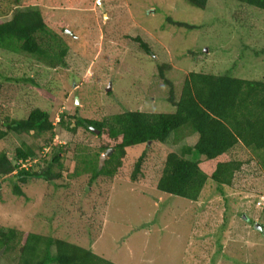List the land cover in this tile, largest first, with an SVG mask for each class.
<instances>
[{"label":"rangeland","instance_id":"374dc122","mask_svg":"<svg viewBox=\"0 0 264 264\" xmlns=\"http://www.w3.org/2000/svg\"><path fill=\"white\" fill-rule=\"evenodd\" d=\"M18 1L19 8L4 20L17 10L64 19L67 29L61 35L68 53L65 66L51 69L34 56L0 51V118L27 119L38 107L56 125L49 144L56 150L46 146L50 133L11 134L0 141V153L13 158L27 143L42 161L60 151L63 165L54 170L60 179L22 185L21 197L14 194L12 180L0 182V229L69 240L116 264H264V230L254 227H264V166L250 150H236L249 164L231 189L220 190L224 196L208 181L199 201L191 202L154 188L166 155L196 143L198 136L186 133L188 127L165 144L127 149L128 177L90 184L91 174L73 179L68 170L76 165L77 145L95 150L100 141L84 128L72 134L58 126L63 115L75 127L80 118L174 113L160 66H169L164 74L176 98L190 72L264 80V12L234 0H209L205 10L186 0H100L104 9L99 0ZM170 19L194 29L174 26ZM64 147L67 153L61 152ZM143 154V175L134 182L132 170ZM0 264H9L7 258Z\"/></svg>","mask_w":264,"mask_h":264},{"label":"trees","instance_id":"16d2710c","mask_svg":"<svg viewBox=\"0 0 264 264\" xmlns=\"http://www.w3.org/2000/svg\"><path fill=\"white\" fill-rule=\"evenodd\" d=\"M186 1L205 10L209 0ZM234 1L264 12V0ZM20 5L18 0H0V51L34 56L51 69L65 66L68 48L61 35L67 29L65 20L43 15L40 10H17L11 20L5 21L4 18ZM169 21L180 28L194 29L185 23ZM135 41L147 54L152 53L150 46L140 37ZM166 68L169 66H160V75L171 88L168 101L175 107L174 113L126 112L101 121L80 118L75 127L72 122H66L64 115L60 118L58 126L72 134L84 128L100 141L95 150L77 145L73 158L76 165L72 171L68 170L70 178L91 174L92 184L99 178L113 179L120 174L128 177L125 168L127 149L165 144L172 134L181 137L177 132L183 127L189 128L186 133L197 134V141L193 146H185L181 153L166 155L161 175L154 182V188L162 193L198 202L207 182L212 181L220 186L218 194L224 196L226 192L220 190L231 189L245 165L249 164L236 157L237 149L250 150L264 166V80L190 72L184 80L180 97L176 98L173 83L165 77ZM28 81L34 83L33 79ZM90 127L99 130L100 134ZM55 130L49 112L38 107L30 110L27 119L17 120L9 115L0 118V141H5L11 134L42 137L50 133L46 142L48 147L56 136ZM110 149L114 152L100 167L101 156ZM61 152L67 153V148ZM145 156L143 154L134 164L131 175L134 182L143 175ZM39 159L37 150L27 143L16 148L13 158L2 151L0 182L12 180L14 194L21 197L24 196L22 185L38 181L52 183L61 178V173L54 172L55 167L63 165L60 151L51 161ZM33 161L35 164L24 167ZM3 257L9 264H116L69 240L25 234L15 229H0V260Z\"/></svg>","mask_w":264,"mask_h":264},{"label":"water","instance_id":"95a60500","mask_svg":"<svg viewBox=\"0 0 264 264\" xmlns=\"http://www.w3.org/2000/svg\"><path fill=\"white\" fill-rule=\"evenodd\" d=\"M98 4H99V6L102 9H104L100 0L98 1ZM67 33L73 35V32H70L69 30H67ZM90 129L93 132H95L97 135L100 134L99 130H97V129L93 128V127H90ZM113 152H114V150L110 149V150H107V152L103 156H101V158H100V167H103L105 165V162L110 158V156L112 155ZM255 229L259 230V231H263V228H262V226L259 223L255 224ZM2 252L3 251H1V255H2Z\"/></svg>","mask_w":264,"mask_h":264},{"label":"clouds","instance_id":"9594fccd","mask_svg":"<svg viewBox=\"0 0 264 264\" xmlns=\"http://www.w3.org/2000/svg\"><path fill=\"white\" fill-rule=\"evenodd\" d=\"M46 149V148H45ZM34 162V161H33ZM24 167H26L27 168V165H25ZM260 205H262V203H258V206H260ZM263 210H264V208H263ZM260 224V223H259ZM261 225V224H260ZM262 226V225H261ZM254 227H255V225H254ZM262 228H263V230H264V227L262 226ZM261 232V231H260Z\"/></svg>","mask_w":264,"mask_h":264},{"label":"flooded vegetation","instance_id":"af4514ba","mask_svg":"<svg viewBox=\"0 0 264 264\" xmlns=\"http://www.w3.org/2000/svg\"><path fill=\"white\" fill-rule=\"evenodd\" d=\"M47 149V148H46Z\"/></svg>","mask_w":264,"mask_h":264}]
</instances>
